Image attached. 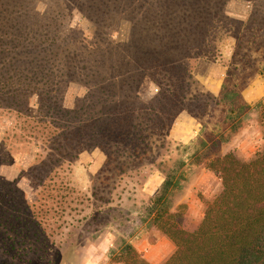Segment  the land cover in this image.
Here are the masks:
<instances>
[{"label": "rangeland", "instance_id": "rangeland-1", "mask_svg": "<svg viewBox=\"0 0 264 264\" xmlns=\"http://www.w3.org/2000/svg\"><path fill=\"white\" fill-rule=\"evenodd\" d=\"M142 1L146 5L136 6L143 12H157L158 36L164 25L171 35L178 30L186 34L177 27L185 20L201 28L215 26L206 39L205 55L187 72L189 81L182 77L183 66L161 64L165 42L157 37L151 43L147 17L133 11L131 0H0L2 51L10 42L15 9L24 26L23 17L32 9L48 13L53 2L69 12L64 22L68 37L61 44L64 54L55 64L61 70L54 77L58 88L51 94L62 108L82 105L85 96L99 98L96 86L102 79L115 94L111 109L157 106L163 89L159 83L172 84L164 89L180 95L178 106L184 108L159 116L160 127L153 123L146 132L139 126L131 129L117 145L113 140L109 147L76 148L70 170L64 172L70 193L55 191L46 225L33 224L27 236L12 229V203L16 197L35 199L30 169L37 149L5 140L12 134L13 121L0 108V264H122L119 252L132 240L143 242V250H135L141 259L163 264L175 245L155 224L156 212L175 214L177 222L195 230L205 204L222 187L207 164L227 153L246 161L264 151V107L248 106L239 97L241 88L264 76V0ZM178 2L189 7L180 4L175 10ZM191 29L194 34L196 28ZM152 63L155 69L143 70ZM182 79L183 87L174 88ZM34 104L33 97L30 105ZM167 176L173 177L174 185L166 201L155 207ZM166 219L170 218L164 214L162 221ZM21 252L27 255L19 257Z\"/></svg>", "mask_w": 264, "mask_h": 264}, {"label": "trees", "instance_id": "trees-1", "mask_svg": "<svg viewBox=\"0 0 264 264\" xmlns=\"http://www.w3.org/2000/svg\"><path fill=\"white\" fill-rule=\"evenodd\" d=\"M131 1L135 5L133 11L147 17L151 43L157 37L165 42L167 48L161 53V64L166 66L169 62L172 69L183 66L185 73L182 77L189 81L191 74L187 75V72L194 69L198 57L205 55L206 39L215 26L201 28L185 20L177 27L186 29V34H179L178 30L176 35H171V29L164 25L158 36L157 12L150 9L143 12L136 4L143 6L145 2ZM55 3L50 7L56 9L50 8L52 11L48 13L32 9L23 17L27 20L26 26L21 23L20 10L15 9L10 42L3 51L0 45V108L13 121L12 134L5 140L12 139L14 144L37 149L30 169L36 184L35 199L27 201L16 197L12 203L14 214L10 224L12 229L26 233L25 236L33 224L46 225L47 216L55 204V191L70 193L69 180L64 172H69L76 148L90 151L94 147H109L113 140L117 145L131 129L139 126L146 132L148 124L159 122V116L167 112L171 116L173 112L184 110L183 106L181 109L178 106L182 105L178 101L180 95L164 89L173 85L164 83L158 84V88L163 89H160L157 106L137 109L120 105L111 109L108 106L114 104L116 98L104 79L96 86L99 88L98 99L85 96L82 105L72 110L62 108L59 100L53 99L51 94L54 88H58L54 77L61 70L57 69L56 62L64 54L61 44L63 38L68 37L64 22L69 12L63 7H55ZM180 4L189 7L185 2H178L175 10ZM182 23L185 27L181 26ZM192 26L196 28L194 34ZM153 63L144 65L143 70L155 69ZM187 81L184 87L188 86ZM60 83H63V77ZM182 83L183 79L174 88H180ZM33 97L35 104L30 105ZM156 125L161 126L160 123ZM207 168L219 175L222 187L218 195L205 204L203 218L195 230L177 222L175 214H167L166 210L156 212L155 224L175 245V251L163 264H264V151L246 161L227 153L209 162ZM172 179L165 177L162 193L153 202L155 207L166 201V195L174 185ZM164 214L170 219L162 221ZM15 236L20 234L15 232ZM22 255L27 254L21 252L19 257ZM119 257L122 264H150L141 259L130 244L123 246Z\"/></svg>", "mask_w": 264, "mask_h": 264}, {"label": "crops", "instance_id": "crops-1", "mask_svg": "<svg viewBox=\"0 0 264 264\" xmlns=\"http://www.w3.org/2000/svg\"><path fill=\"white\" fill-rule=\"evenodd\" d=\"M208 91H213L215 94L219 92V88H215L214 90H210L207 88ZM239 97L241 101H243L248 106H255L258 103H261L264 107V76L259 75L253 81H251L245 88H241L239 91ZM181 136V135H180ZM181 139H183L181 137ZM167 247L172 248L174 250V246L170 244V242L164 240ZM132 247L136 251L143 250V242H139L137 240H132L131 242ZM159 245L157 244L155 248H158Z\"/></svg>", "mask_w": 264, "mask_h": 264}]
</instances>
